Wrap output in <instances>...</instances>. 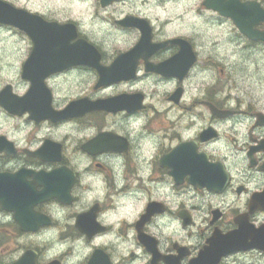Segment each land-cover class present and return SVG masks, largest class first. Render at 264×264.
<instances>
[{"label":"flooded vegetation","instance_id":"flooded-vegetation-1","mask_svg":"<svg viewBox=\"0 0 264 264\" xmlns=\"http://www.w3.org/2000/svg\"><path fill=\"white\" fill-rule=\"evenodd\" d=\"M204 1L193 7L197 16L201 10L210 15L209 26L234 28ZM255 1L264 8V0ZM119 2L103 7L99 0L97 7L105 12ZM173 6L183 12L173 19L168 14L165 23L187 25L185 11L192 6L185 0ZM119 12L103 17L104 24L135 42L113 52L83 32L82 19L34 13L72 25L76 34L39 47L24 32L0 24V32L22 33L12 48L0 36V213L12 214L10 221L0 216V264H40L42 243L70 245L48 264H63L89 247L84 264H137L141 249L147 254L143 264H264V103L257 108V100L216 87V64L203 57L194 35L168 33L169 24L147 14ZM127 17L147 22L144 56L124 59L120 80L97 86V70L70 65L68 53L84 42L97 51L101 67H110L142 38L139 28L119 24ZM258 28L264 30V23ZM236 38L248 50L264 49L262 42ZM159 65L162 72L150 70ZM202 76L207 87L200 85ZM101 90L106 95L96 96ZM13 126L25 143L9 136ZM193 128L191 137L180 135ZM33 134L40 143L29 142ZM138 170L151 174L138 177ZM121 178L125 187L113 191ZM149 189L153 198L135 219V235L121 240L130 227L125 217L133 215L131 203ZM53 202L68 209L60 220ZM116 224L113 241L98 239L111 235ZM53 229L59 235L35 239ZM181 230L183 238L174 235ZM193 235L197 245L187 243ZM13 253L17 258L10 261Z\"/></svg>","mask_w":264,"mask_h":264},{"label":"rangeland","instance_id":"rangeland-1","mask_svg":"<svg viewBox=\"0 0 264 264\" xmlns=\"http://www.w3.org/2000/svg\"><path fill=\"white\" fill-rule=\"evenodd\" d=\"M8 3L18 8H24L32 13L43 14L50 18L58 19H82L83 32L91 35L97 42L104 45V49L108 52H113L125 47H113L114 45H122L125 35L118 32L115 27L108 24L105 27L103 17H118L121 14L119 11H136L147 14L152 20L158 21L163 25L167 15L170 14V19L174 14H180L182 6L174 8V0H124L106 9L103 12L99 6V0H6ZM200 0H185L187 5L192 8L187 10V25H178L176 23L167 26L168 33H176L180 35H193L196 37L195 42L200 47L204 58L212 57L217 70L213 75L217 80L216 87H231L233 93H241L252 100H257L255 104L257 108H263L264 103V49L245 48L246 44L241 43L236 38V30L231 24L225 23L224 26L211 27L207 24L209 14L199 11L201 17L197 16L195 7ZM163 7L158 8L163 4ZM192 11V13H190ZM195 11V13L193 12ZM104 13V15H101ZM192 14V16L189 15ZM159 30H165L161 25H157ZM22 33L14 30L0 32V36L7 37L9 47L15 46L19 41L18 37ZM110 56V54H108ZM223 63V64H222ZM220 69H224L223 74ZM81 78L77 80L80 81ZM201 79V87H207L208 81ZM210 79V76H207ZM78 81V82H79ZM74 87H77V83Z\"/></svg>","mask_w":264,"mask_h":264},{"label":"water","instance_id":"water-1","mask_svg":"<svg viewBox=\"0 0 264 264\" xmlns=\"http://www.w3.org/2000/svg\"><path fill=\"white\" fill-rule=\"evenodd\" d=\"M117 1L119 0H100V3L105 7ZM204 6L208 9L217 11L223 17L230 18L238 31L249 40L264 42V31L257 29L258 26L264 23V9H262L258 3H241L239 0H205ZM0 23L13 26L25 32L28 36L33 38L35 47H39L43 43L52 46L58 43V41L54 39L56 37L68 34L73 36L76 35L75 31L72 29V25L60 26L56 23H47L38 16L31 15L24 10L16 9L5 2H0ZM146 23L145 20L133 17H127L119 23L124 26L139 28L142 31V38L134 49L125 55L119 56L110 67H101L99 65V54L97 51L91 45L84 42L79 43L84 45L83 49H74L71 54L68 53L70 65L86 64L95 68L99 73V82L97 86L120 80V64L124 59L130 56L133 58L136 56L138 58L144 56V47L148 45V38L147 40L144 38L148 36ZM46 37H51V40L45 41L44 38ZM164 44L154 47L156 49ZM77 50L80 51L78 52ZM83 59L86 60V63H80ZM163 68V65H159L150 70L162 72ZM69 109L70 108L61 114L69 113ZM72 109L74 110L75 107L72 106ZM258 116L261 117L262 115L258 114ZM238 234L240 235V232Z\"/></svg>","mask_w":264,"mask_h":264},{"label":"clouds","instance_id":"clouds-1","mask_svg":"<svg viewBox=\"0 0 264 264\" xmlns=\"http://www.w3.org/2000/svg\"><path fill=\"white\" fill-rule=\"evenodd\" d=\"M0 2H2V0H0ZM240 2L244 3L245 0H240ZM101 15H104V13H101ZM105 27H109V25L105 24ZM134 42H135L134 38H131L129 36H125L124 43L122 45L118 44V45H114L113 47H125V48H127V47H131ZM105 95H106V93L103 90L99 91L96 94V96H99V97H103ZM96 96H94L93 99H95ZM141 119H144V118L142 117ZM45 126L47 127V124ZM177 131H179V130H177ZM195 131H196V129L193 128L191 131H188L186 133H180V135H182L185 139H187L188 137H191L193 135V132H195ZM8 134H9V136L12 139H14L16 141V143L18 145L25 143V139L26 138H21L18 135V133L16 132V129H15V126H13L12 128H10L8 130ZM29 142H34V143L38 144V143H40V140L37 138L36 134H33L32 138H31V141H29ZM150 174H151L150 171L147 172V173L142 171V170H138L137 171V176L138 177H145L146 175H150ZM100 180H101V182L106 184V181H105L103 176L100 177ZM114 183H115V188L113 189V191H116V190L124 188L125 184L127 183V181L124 180L123 178H121L118 181H114ZM81 186L84 189V191H87V187H88L87 178L82 179ZM152 198H153V193H152V190L149 189L147 191H143L141 193V195L134 202L131 203V207L133 209V215L129 216V217H125V219L127 220V223L130 225V227H128L127 232L124 233L120 237L121 240H125L126 241L127 237L129 235H133V236L135 235V233H136V227L134 226L135 219L138 218L139 214L143 212L147 202L150 199H152ZM51 207L53 209H56L55 215H56V219L57 220H60V218L62 216H64L65 213L68 211L67 208H62L59 204H57L55 202L52 203ZM176 207H178V205L173 204V206H172L173 210H175ZM169 214H171V212ZM0 216H2L4 221H10L12 219V214L11 213H9V214L0 213ZM178 223H179V221H177V224ZM119 228H120V224L114 225V231H113V233L111 235L104 236V237H99L98 239H101V240L106 239V240H109V241H113L115 239V237H116L115 229H119ZM47 235H59V230L53 229L51 232H46V233H43L40 236L35 237V239L43 241ZM174 235L183 238L182 230L175 232ZM186 240H187V243L190 244V245H197L199 243V237L196 236V235L187 237ZM167 243H168V241H165V244L162 245V249L164 247H166ZM40 247L43 249V254H42V257H41L40 264H48L49 261L57 258V253L58 252H61V253L62 252H66L69 249L70 245L66 243L64 245H59V246H57L55 248H51L50 245L42 243L40 245ZM88 251H91L90 247L83 254H78V255H76V256H74L72 258L64 259L63 260V264H84V261L86 260L87 255H88ZM141 252H142V254L138 258L137 264H143V261L147 258V254L143 253L142 249H141ZM16 258H17V253H13L9 257L10 261H14ZM161 264H167V262L162 261Z\"/></svg>","mask_w":264,"mask_h":264}]
</instances>
